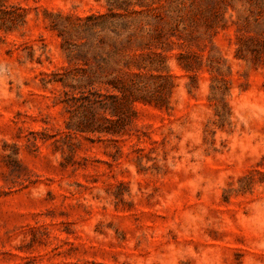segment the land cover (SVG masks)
Listing matches in <instances>:
<instances>
[{"label": "rangeland", "instance_id": "rangeland-1", "mask_svg": "<svg viewBox=\"0 0 264 264\" xmlns=\"http://www.w3.org/2000/svg\"><path fill=\"white\" fill-rule=\"evenodd\" d=\"M0 264H264V0H0Z\"/></svg>", "mask_w": 264, "mask_h": 264}, {"label": "trees", "instance_id": "trees-1", "mask_svg": "<svg viewBox=\"0 0 264 264\" xmlns=\"http://www.w3.org/2000/svg\"><path fill=\"white\" fill-rule=\"evenodd\" d=\"M119 90L122 96L113 95L112 99L98 89L67 91L64 102L72 119L68 128L81 133L99 134L98 137L123 133L127 120L135 113L136 102L146 100V95L135 92L127 94L124 89ZM109 112L117 118L108 116ZM98 115L105 122H99Z\"/></svg>", "mask_w": 264, "mask_h": 264}]
</instances>
